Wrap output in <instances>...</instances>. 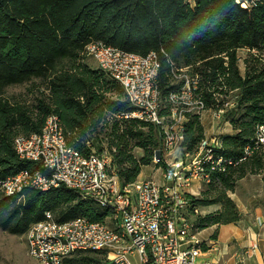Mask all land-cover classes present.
I'll use <instances>...</instances> for the list:
<instances>
[{"label":"trees","instance_id":"obj_1","mask_svg":"<svg viewBox=\"0 0 264 264\" xmlns=\"http://www.w3.org/2000/svg\"><path fill=\"white\" fill-rule=\"evenodd\" d=\"M91 42L141 56L158 55L162 115L170 110V93L185 82L175 83L173 71L185 69L196 79L194 94L206 109L223 107L235 92V106L224 116L236 133L223 136L216 152L234 164L225 172H211L200 197L188 196L192 209L220 206L192 218L198 230L241 221L243 215L228 191L243 177L244 166L261 168L256 158H264L257 153L241 161L256 127L264 123V0L246 9L234 0H0V182L21 170L47 173L40 162L21 159L14 140L40 133L50 115L58 117L68 143L86 155L87 142L102 147L106 141L122 186L135 182L142 167L153 162L161 146L159 129L147 123L145 131L144 122L114 117L131 112L133 106L120 85L86 61ZM243 49L256 54L245 60L242 75L238 52ZM28 84L35 88L27 90L33 98L7 93ZM184 133L180 151L192 153L204 137L199 115L189 114ZM136 147L144 150L141 159L133 154ZM46 211L58 222L77 217L104 222L109 215L64 185L11 197L0 188L1 230L24 235ZM211 238L216 239V233ZM83 259L98 263L70 257L63 264Z\"/></svg>","mask_w":264,"mask_h":264},{"label":"built area","instance_id":"obj_2","mask_svg":"<svg viewBox=\"0 0 264 264\" xmlns=\"http://www.w3.org/2000/svg\"><path fill=\"white\" fill-rule=\"evenodd\" d=\"M234 1L245 9L255 4V0ZM85 54L123 87L133 106L123 116L159 129L161 146L154 152L153 164L165 181L136 180L122 186L105 144L96 149L87 142V155L76 150L68 143L58 117L50 115L40 133L20 135L14 140L18 156L40 162L47 173L21 170L0 182L2 192L11 197L28 189L46 192L64 185L81 199L108 211L112 223L91 222L84 217L58 222L51 211H46L44 218L26 233L29 256L39 264H63L81 251L103 253L105 264H133L132 259L138 264H218L200 259L210 240L202 237L203 230L192 221L202 213L199 208H190L188 194L192 185L208 180L211 172H225L234 162L216 155L221 147L217 137L203 138L194 152L174 158L184 142L189 114L201 117L207 110L194 94L196 79H190L185 69L173 71L175 83L181 79L185 82L170 93V110L162 115L156 53L141 56L91 42ZM233 105L228 101L211 110L213 119L220 120ZM243 152L241 161L264 153V123L256 127L253 143ZM250 248L255 251L257 243Z\"/></svg>","mask_w":264,"mask_h":264},{"label":"crops","instance_id":"obj_3","mask_svg":"<svg viewBox=\"0 0 264 264\" xmlns=\"http://www.w3.org/2000/svg\"><path fill=\"white\" fill-rule=\"evenodd\" d=\"M91 66L95 69H99L96 63L95 66ZM239 69L241 74L243 75L245 69L242 72L240 65ZM104 73L110 80H113L108 73ZM116 83L122 88L124 94L123 97L125 100H127L123 87L118 82ZM234 94L235 92L231 91L229 97V100L233 101V103L237 99V96ZM116 96L117 95L114 94V97ZM234 106L235 105H233L231 108L228 107L226 110L232 109ZM114 117H116L117 119H126L123 114L120 113L114 115ZM200 123L204 130L203 138L217 137L220 141L221 146V138L223 136L234 135L236 133L231 123L225 118V116H223L220 120L213 119L211 109H207L206 112L200 117ZM101 143L102 145H106V141L102 140ZM93 144L95 145L96 149L100 148L96 143L93 142ZM105 148H107V146ZM258 154L264 156V153ZM256 160L261 161L263 166L261 168H257L251 163L244 166L245 173L243 177L237 179L232 191H228V196L236 204L239 212L243 215L242 220L236 224L232 223L220 226L215 225L210 228L204 229L202 231V237L204 239L210 240V244L204 255L200 258L201 260L208 262L216 260L220 262L222 260L226 264H238L241 261L242 263H244L251 259L248 258L249 256L247 257L244 254L245 251H248L251 252L249 255L252 256V258L253 256L256 257V259L251 261L250 264H264V158L260 160V158L257 157ZM139 176L137 180H141V177ZM164 181L165 180L161 178V181L158 182L163 183ZM209 183L210 179L197 182L195 184L196 191L194 190V188L191 189L189 191L190 195L200 197ZM192 190L193 192H191ZM209 208L212 209L207 213L218 210L220 206L212 205L203 207L201 209V213L204 215V210H207ZM250 223L258 227L260 232V243L258 244L259 250H256L255 252H252L250 250V246L256 242L258 234L253 230ZM213 233H216V239L211 238Z\"/></svg>","mask_w":264,"mask_h":264},{"label":"rangeland","instance_id":"obj_4","mask_svg":"<svg viewBox=\"0 0 264 264\" xmlns=\"http://www.w3.org/2000/svg\"><path fill=\"white\" fill-rule=\"evenodd\" d=\"M192 1L193 0H191V2ZM254 53L256 54V51L249 52L246 49L240 50L238 52V57H239L238 64L240 65L242 72L245 69V60L249 59L250 55L254 54ZM85 56H86V61L88 63H90L93 66H95V63L97 64V62L93 58H91L87 55H85ZM261 57L264 59V54H262ZM33 84H37V82H35ZM33 84H28V85H24V86H17V87L10 88V89H8L7 93H8V95H12V94L19 95L20 94V95H25L27 98L28 97L33 98L34 95L31 92L27 91V90L35 89L33 87ZM139 124L141 125L142 123H139ZM144 124L146 126L143 127V130L147 131L149 125L145 122H144ZM183 153L184 152L178 151L176 153V156H174V158L175 157L181 158L183 156ZM133 154L137 159H141L144 155V150L142 148L136 147L133 150ZM171 159H173V156L171 157ZM159 175L160 174H159V171L157 169V166H154V164L152 162L151 164L142 167V171H141V174L139 177H141V180L155 179L156 181H161V176H159ZM195 184L192 185L191 189L194 188V190H195V188H196ZM191 192H193V190ZM211 209L212 208L204 210L206 213L205 212H203V213L207 214V212H209ZM247 222H248V220H247ZM105 223L111 225L112 221L110 218L106 217ZM250 224H251L253 230L256 231V233L258 234V238L256 240L257 245H258L260 243V241H259V237H260L259 236V233H260L259 229L254 224H252V223H250ZM256 250L258 251L259 249L257 248ZM255 251H253V252H255ZM79 253H81V254H79ZM79 255H82V256H79ZM245 256H247V257L249 256L248 258H251V259L249 261L244 262V263H242V261H241L238 264H250L251 261L256 259L255 256H253V258H252V256H250L248 254H246ZM72 257H79V258L86 257V258H94L95 260H98V263L93 262V263H88V264H104V263H106V258H105V255L103 253L81 251V252L75 253ZM248 258H246V259H248ZM99 261H101V262H99ZM85 262H86V259H83V260H81L75 264H87ZM132 262H133V264H138V261L136 259H132ZM212 262H216L218 264H226L222 260L220 262L217 260L212 261ZM0 264H39L34 259H32L28 254L26 234H24V235H12V234H9L8 232H5V231L0 229Z\"/></svg>","mask_w":264,"mask_h":264}]
</instances>
